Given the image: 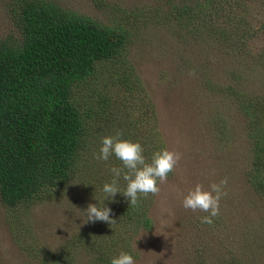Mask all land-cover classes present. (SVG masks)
<instances>
[{
	"label": "rangeland",
	"instance_id": "1",
	"mask_svg": "<svg viewBox=\"0 0 264 264\" xmlns=\"http://www.w3.org/2000/svg\"><path fill=\"white\" fill-rule=\"evenodd\" d=\"M55 1L106 25L127 24L131 29L127 61L103 65L99 70L104 73L92 88L83 85L76 91L80 104L93 112L95 126L67 189L33 202L17 216L0 202V264H38L26 247L58 251L89 231L94 223L83 224L82 211L96 200L103 203L100 188L112 180L110 168L121 166L115 157L99 161L93 154L103 137L117 132L121 139L139 141V123L133 122L139 121L149 102L156 119V141L160 138L181 158L168 179L158 181L160 191L149 210L152 228L133 237L136 264H231L233 258L264 264V201L245 179L251 159L249 127L237 107L239 97L230 93L264 98V65L257 61L264 49V0H237L236 10L256 37L236 51L233 45L201 35L180 36L178 26L156 24L148 14L162 7L159 0ZM10 2L0 0V41L20 36ZM132 10L143 19L123 21L121 16ZM125 65L134 68L139 81L126 78L130 83L124 88L120 81L128 75ZM224 85L232 86L231 91ZM225 178L226 194L211 225L200 221L207 213L182 207L183 196L195 185L210 190L211 184ZM93 254L78 248L76 264H87Z\"/></svg>",
	"mask_w": 264,
	"mask_h": 264
},
{
	"label": "trees",
	"instance_id": "2",
	"mask_svg": "<svg viewBox=\"0 0 264 264\" xmlns=\"http://www.w3.org/2000/svg\"><path fill=\"white\" fill-rule=\"evenodd\" d=\"M159 2L162 7L156 6L148 18L156 24L178 26L180 36L190 34L195 39L201 35L230 48L233 45V51L256 37L248 20L236 10L237 0ZM10 9L20 36L0 41V202L17 216L33 202L59 195L72 181L79 169L80 152L87 149L89 132L95 126L93 112L80 104L76 91L83 85L92 88L104 73L99 70L103 65L118 60L126 64L131 29L127 24H103L55 0H11ZM121 19L136 23L143 18L132 10ZM257 61L264 65V49ZM125 66L128 75L120 81L124 88L130 83L126 78L139 81L134 68ZM210 83L208 80L207 86ZM230 93L239 97L237 107L249 127L251 159L245 179L264 201V98ZM133 123H139L141 139L137 142L150 161L153 152L165 148L160 138L155 139L156 119L150 102ZM118 184L123 191L126 182L121 178ZM153 198L152 194L141 196L131 206L117 195L105 201L115 222H95L58 251L26 247L31 252L27 255L34 256L38 264H76L78 248L94 252L87 264H110L121 251L135 257L133 237L152 228L149 210ZM231 264H245V260L233 258Z\"/></svg>",
	"mask_w": 264,
	"mask_h": 264
},
{
	"label": "clouds",
	"instance_id": "3",
	"mask_svg": "<svg viewBox=\"0 0 264 264\" xmlns=\"http://www.w3.org/2000/svg\"><path fill=\"white\" fill-rule=\"evenodd\" d=\"M120 135L117 132L115 135L103 137L98 152L93 154V158L99 161H108L110 157H115L121 166L110 168L113 178L100 188L103 203L95 199V204H89L82 211L85 217L83 224L97 221L107 224L115 222L112 219V209L106 206L105 201H112L117 195L124 197L128 205L136 206L141 196L157 194L160 191L158 181H166L181 158L179 153L160 148L152 153L149 161L140 142L121 139ZM121 178L126 182L123 191L118 184ZM227 183V178L222 179L218 184H211L210 190H205L200 184L195 185L183 196L182 207L207 213L200 217V221L202 224L211 225L213 218L220 213V199L226 194L222 189ZM110 264H136V259L130 252L121 251L111 258Z\"/></svg>",
	"mask_w": 264,
	"mask_h": 264
}]
</instances>
